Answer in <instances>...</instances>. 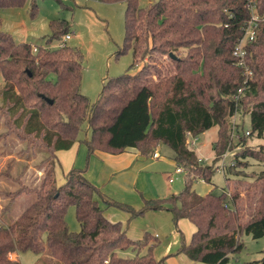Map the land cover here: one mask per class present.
Segmentation results:
<instances>
[{
    "label": "trees",
    "instance_id": "1",
    "mask_svg": "<svg viewBox=\"0 0 264 264\" xmlns=\"http://www.w3.org/2000/svg\"><path fill=\"white\" fill-rule=\"evenodd\" d=\"M25 1L0 0V10ZM30 1L35 14L36 1ZM99 1L126 3L125 34L117 54L131 50L133 60L125 72L104 79L94 102L81 92L82 50L67 43L49 46L73 31L68 20L50 21L46 45L17 42L0 29V117L6 133L48 153L37 184L8 191L12 199L23 191L37 196L13 222L0 226V264H22L11 255L24 251L64 264H168L180 252L197 262L228 264L230 255L244 247L243 233L264 236V0ZM252 4L258 19L256 35L245 45V67L237 65L234 49L251 20ZM248 114L246 134L245 121L238 125L233 117ZM234 124L244 147L224 171L226 180L244 175L251 158L261 164L260 171L245 192L240 190L242 177L234 192L228 191V183L220 193L214 187L198 192L194 182L212 184L218 162L234 148ZM213 126L218 127L215 156L204 163L188 139ZM255 137L263 141L249 145ZM77 141L86 144L89 156L96 150L120 153L136 147L150 157L165 143L174 151L176 167L184 170V187L164 197L140 191L143 202L135 208L91 182L86 168L72 167L59 183L56 152ZM3 173L22 179L20 172ZM71 205L80 222L77 231L66 220ZM107 206L124 209L129 218L169 210L176 225L186 218L195 229L188 241L182 235L177 251L157 258V236L146 231L141 238L130 237L121 220L105 215ZM247 264H264V255Z\"/></svg>",
    "mask_w": 264,
    "mask_h": 264
},
{
    "label": "rangeland",
    "instance_id": "2",
    "mask_svg": "<svg viewBox=\"0 0 264 264\" xmlns=\"http://www.w3.org/2000/svg\"><path fill=\"white\" fill-rule=\"evenodd\" d=\"M35 1L37 4L35 14L31 13L32 2L30 0H26L20 6L1 9L2 23L0 29L10 32L17 42L27 41L33 44L46 45L47 38L51 34L50 21L55 18L68 20L73 31L71 32V38L66 43L80 48L83 52L81 92L89 98L90 102H94L101 91L104 79L107 76H116L125 72L133 60L131 50L123 54H117L125 34L126 3L123 1L108 3L99 0H63L62 3L58 0ZM147 1L141 0L142 3ZM256 27L257 25L253 26L254 29ZM253 28L250 27L251 30ZM246 41L244 36L243 43ZM59 42L60 40L55 38L49 46L56 47ZM234 119V122L238 125L241 124L242 120L245 121L243 124L245 131L250 127L249 114L246 117L236 115ZM217 130L218 127L213 126L201 133L197 137L196 143L191 145L201 157L206 158L203 161L204 163L210 162L215 156L213 146L217 139ZM6 132L7 128L3 122V117H0V226L13 222L27 205L36 199L37 195L33 191H23L13 199L8 195V191H16L22 189V187L26 188L25 186L37 184L38 178L41 177V174H38V169L43 168V161L48 155L43 148L37 146L28 148L25 141H22L16 134ZM238 141L239 139L234 137V148L227 152L225 163L232 160L236 151L243 149L244 145ZM248 141L249 145L258 146L263 140L255 137ZM158 151L161 157L147 158L152 165L139 173V185H132L134 189L129 190L130 192L137 193V189L150 194V191L155 192L160 189L167 196L172 192L178 193L182 190L185 173L178 174L175 172L176 164L173 161V149L165 143H160ZM17 158L20 160H17ZM249 162L250 164L243 168L244 175L234 176L233 178L231 176L232 179L229 182L226 180L227 176L224 171L217 169L212 176V184L203 179H197L193 186L200 193H205L212 187H214V192L220 193L223 189H227L228 183V191L231 193L236 190V182L242 177L243 186L240 190L245 192L262 167L259 162L252 158ZM221 164L222 159L218 162V165ZM4 170H9L10 175L20 172L22 179L17 177L15 180L14 177H7L3 173ZM169 172L174 176V181L170 183L169 181L166 182L164 178L165 174ZM141 188L145 191H142ZM125 196L130 197L129 195ZM8 203L10 204L7 208ZM134 207L138 208L137 206ZM127 213V211L117 206H111L109 211L114 221H116V216L125 217L122 219V223L127 229V234L134 239L141 238L146 231L153 235L157 233L158 244L154 249L157 258H162L177 251L182 245V235L188 241L194 229L193 224L188 220L183 226L179 225V222L176 225L173 214L169 210L164 211L166 218L168 213H171L169 223L164 225H161L165 222L163 219L156 216L157 214H152L156 212L150 213L147 211L133 218H129ZM66 220L71 230H80V222L76 218L73 205L69 206L67 210ZM241 239L244 247L230 255L228 264H247L263 257L264 236L254 238L250 234L243 233ZM153 241L151 240V243ZM45 258L43 254H36L32 251L20 252L18 257L22 264H64L56 259H47L46 261Z\"/></svg>",
    "mask_w": 264,
    "mask_h": 264
},
{
    "label": "crops",
    "instance_id": "3",
    "mask_svg": "<svg viewBox=\"0 0 264 264\" xmlns=\"http://www.w3.org/2000/svg\"><path fill=\"white\" fill-rule=\"evenodd\" d=\"M56 155L57 160L55 164V171L59 183L64 181V174L72 167L86 168L85 175L87 176V178L91 182L100 185L102 187V190L107 195L112 198L131 203L133 206L139 207L141 205L142 198L139 194L140 191L136 189V192L138 193L137 194L130 192L129 190L134 189L132 188V185H137L139 183V173L143 172L146 167L151 166L152 164L147 160L148 157L141 155L136 147H128L120 153H111L104 150H96L89 156L86 144L77 141L69 149L58 150L56 152ZM150 157L160 158L161 154L159 151H157V156ZM38 172L40 174V171ZM169 174H171V172L165 174L164 176L166 182L169 181ZM142 191L145 190L143 189ZM144 193L143 195H145L146 197L166 196L165 194H163V192H161L160 189L156 190L155 192L150 191V194H148L146 191ZM125 195H129L130 197H126ZM110 207L111 206L105 207V215L109 219L113 220V217L109 214ZM164 211L165 210H150L149 212H156L152 214H157L156 216H159L160 219H163L165 222H163L161 225H164L168 224L171 218V213H168V216L166 218L164 216ZM127 216H129V214ZM124 218L116 216L115 220H121L123 222L122 219ZM186 220L188 219H180L179 225L183 226L184 224H186ZM194 229L192 230V232L194 231ZM155 235L158 236L157 233ZM11 256L12 258H18L19 253L14 252ZM167 262L168 264H207L204 262L193 261L184 252H180L176 255L171 256L170 258H168Z\"/></svg>",
    "mask_w": 264,
    "mask_h": 264
},
{
    "label": "built area",
    "instance_id": "4",
    "mask_svg": "<svg viewBox=\"0 0 264 264\" xmlns=\"http://www.w3.org/2000/svg\"><path fill=\"white\" fill-rule=\"evenodd\" d=\"M255 7H256L255 4H252L251 5L252 17H251V20L249 21V24H248V26L246 28V31H245V34H244V36L246 37V40L247 41L245 43H243V38H244V36H243L241 38V40L239 41V43L236 45L235 49H234V55L238 59L237 60V65H240V66L247 67L246 66V63H245V57H246V48H245V45H246V43L248 41L252 40L255 37V35H256V29L253 28V26L256 25V20L258 19V16L256 14L257 12L255 10ZM250 27H252L253 30H251ZM69 38H71V33L65 34L62 37V40H60L59 45H63L64 43H66ZM37 49H38V47L36 45H34L33 46V50L36 51ZM246 73L249 74V75H251L252 74V71L249 70L248 68H246ZM234 117H233V122L235 121ZM235 124L233 126V128H234L233 135L235 137H237L238 139H240L239 134H237V132H236V129L237 128H236V125ZM245 132H246V134H248L249 133V130L247 129ZM188 141L192 145V144H195L196 143L197 138L196 137H189ZM227 152L223 155V157H222V164L221 165H218L217 169H221V170L225 171L226 170L225 168H227L230 164H233L234 163V160H233L234 159V156L232 157V160L229 163H225L224 160L226 158ZM154 156H157V153H155ZM199 160L200 161H205L206 158L205 157L204 158L203 157H200ZM175 172L176 173H182V172H184V170L181 167H176ZM168 180L170 182L174 181V176H173L172 173L168 175ZM106 264H107V262H106Z\"/></svg>",
    "mask_w": 264,
    "mask_h": 264
},
{
    "label": "water",
    "instance_id": "5",
    "mask_svg": "<svg viewBox=\"0 0 264 264\" xmlns=\"http://www.w3.org/2000/svg\"><path fill=\"white\" fill-rule=\"evenodd\" d=\"M51 101V100H50Z\"/></svg>",
    "mask_w": 264,
    "mask_h": 264
}]
</instances>
